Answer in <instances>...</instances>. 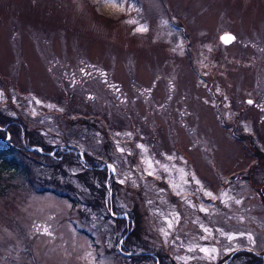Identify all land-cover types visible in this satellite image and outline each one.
I'll return each instance as SVG.
<instances>
[{
	"label": "rangeland",
	"instance_id": "374dc122",
	"mask_svg": "<svg viewBox=\"0 0 264 264\" xmlns=\"http://www.w3.org/2000/svg\"><path fill=\"white\" fill-rule=\"evenodd\" d=\"M112 1L0 0V113L111 173L88 189L71 160L77 191L54 192L18 153L32 177L0 173V264H157L127 258L112 182L115 214L141 217L133 252L264 254V0Z\"/></svg>",
	"mask_w": 264,
	"mask_h": 264
},
{
	"label": "trees",
	"instance_id": "16d2710c",
	"mask_svg": "<svg viewBox=\"0 0 264 264\" xmlns=\"http://www.w3.org/2000/svg\"><path fill=\"white\" fill-rule=\"evenodd\" d=\"M36 146L42 148L44 153L40 152L37 148L35 150L29 149L30 147ZM51 152H54V155L50 154ZM18 153L22 155L24 159H28L29 163L39 165L41 168H43V181L46 185L54 186V192H57V190L62 188L68 189L69 191H77L76 185L72 183V181L69 182L66 180L68 174L65 171V165L68 164V162L71 160L84 166L83 171H80V173H78L76 176L78 178V182L84 184V186L86 184V187H88V189L96 190V184L93 182H88L89 177H107V175L110 173L108 172L107 164H100L98 162H95L91 156H85L83 164L79 162L81 160L80 155L78 156L74 152L67 151V148L65 150H62L61 147H53L50 143L45 142L42 136L36 130L30 129L28 125L20 118H12L5 115L4 113H0V173L5 171L16 173V171H20L23 169L22 172L20 171L21 175H32L30 165L29 167L26 166L25 168L20 165V160L18 158V156L20 155H18ZM260 155L262 154L260 153ZM101 165H105V167L100 169ZM111 184L112 190H115L117 188L115 182H112ZM101 189L102 190H99V192L101 195H103L106 189V184H103ZM60 194L67 197L69 201H71L73 206L77 207L78 205H81V197L80 195L76 196V192H74V195L63 193ZM81 194L84 195L83 192H81ZM260 197L264 202V186L260 191ZM84 199L89 204L90 201L86 196L84 197ZM96 201L98 204L100 203V200L96 199ZM110 209L111 207H109V210ZM112 209L113 213H117L119 211L114 204ZM107 215L109 218L115 220V225L123 227L125 234L128 235L125 237L121 245L123 250L133 252L131 251V248L135 246V243L141 237L140 232L142 224L140 214L136 212L129 214L130 221H128L125 216L118 217L111 214V211ZM147 252H152L154 255H156L153 251ZM243 255L252 257L253 260L251 264H264V254L248 250L236 251L232 255L227 256L225 259H223L220 264H223L224 261L233 256L228 263L232 264L233 260L238 257H243ZM127 258L129 260H135L136 263L143 261L148 262L150 260L153 261L156 259L157 263L159 262V264H167L164 255L152 256L147 253L144 255H131Z\"/></svg>",
	"mask_w": 264,
	"mask_h": 264
},
{
	"label": "water",
	"instance_id": "95a60500",
	"mask_svg": "<svg viewBox=\"0 0 264 264\" xmlns=\"http://www.w3.org/2000/svg\"><path fill=\"white\" fill-rule=\"evenodd\" d=\"M220 39H221V41L222 42H224V44H226V45H230V44H232V43H234V41H235V34L234 33H232V32H223L222 33V35L220 36ZM38 149L40 152H43L44 153V151L42 150V148H40V147H38V146H36V147H30L29 149L30 150H35V149ZM67 151H71V152H74L76 155H80L81 157V160H82V153L81 152H79V151H77V149H75L74 147H68L67 148ZM50 154H52V155H54V152H51ZM83 160H84V158H83ZM103 167H105V166H103ZM115 170V167H114V165H112V171H114ZM109 193H110V196H109V199H110V201H109V204H110V207H111V209H110V211H111V214H113V215H115V216H118V217H126L127 219H128V221L130 220V217H129V215H127V214H124V215H118V214H115V213H113V209H112V207H113V204H112V197H113V193H112V190L111 189H109ZM126 237V236H125ZM122 253H124V252H122ZM149 255H152V256H156V255H154L152 252H147ZM146 252H137V253H134V252H128V256H131V255H137V254H140V255H144V254H147ZM233 257V256H232ZM232 257H230L228 260H226L225 262H224V264H228L229 263V261L231 260V258ZM157 264H159V262L157 263Z\"/></svg>",
	"mask_w": 264,
	"mask_h": 264
},
{
	"label": "bare ground",
	"instance_id": "6f19581e",
	"mask_svg": "<svg viewBox=\"0 0 264 264\" xmlns=\"http://www.w3.org/2000/svg\"><path fill=\"white\" fill-rule=\"evenodd\" d=\"M109 2H111V3H109V4H107L106 3V5L104 6V10L105 11H115V10H117V8H118V4L117 3H113V1L112 0H109Z\"/></svg>",
	"mask_w": 264,
	"mask_h": 264
},
{
	"label": "snow or ice",
	"instance_id": "6c2138e0",
	"mask_svg": "<svg viewBox=\"0 0 264 264\" xmlns=\"http://www.w3.org/2000/svg\"><path fill=\"white\" fill-rule=\"evenodd\" d=\"M141 31H143V30H146V29H140ZM249 103H251V101H249ZM151 174V173H150ZM208 196H212V193H206ZM237 203H239V201H237ZM202 211H206L205 209H201ZM171 226V225H170ZM205 231H207V229H205ZM190 250H192V249H190ZM201 251H204V252H208V249H201ZM212 251H215V249H213Z\"/></svg>",
	"mask_w": 264,
	"mask_h": 264
}]
</instances>
